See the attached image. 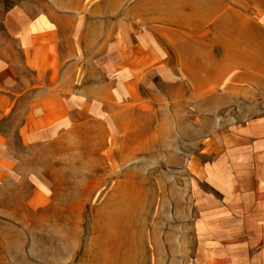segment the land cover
Returning <instances> with one entry per match:
<instances>
[{
  "label": "crops",
  "instance_id": "1",
  "mask_svg": "<svg viewBox=\"0 0 264 264\" xmlns=\"http://www.w3.org/2000/svg\"><path fill=\"white\" fill-rule=\"evenodd\" d=\"M110 2L49 0L33 15L0 3V189L20 178L28 147L115 126L132 157L147 152L177 187L170 214L177 206L197 252L213 264H264V137L227 145L218 118L198 113L220 89L234 93L230 47L251 40L228 35L258 18L228 0Z\"/></svg>",
  "mask_w": 264,
  "mask_h": 264
},
{
  "label": "rangeland",
  "instance_id": "2",
  "mask_svg": "<svg viewBox=\"0 0 264 264\" xmlns=\"http://www.w3.org/2000/svg\"><path fill=\"white\" fill-rule=\"evenodd\" d=\"M53 1L61 8L89 9L104 0ZM140 1L123 0V5ZM228 1L255 15L259 24L249 32L236 27L228 35L236 43L251 40L230 47L235 72L226 84L234 93L220 89L198 113L218 118L226 144L232 145L264 137V0ZM0 3L33 15L45 11L49 0ZM124 16L131 23L130 14ZM121 139L115 126L90 125L26 149L20 178L4 181L0 189V264H204V257L213 264L197 252L193 233L181 229L185 223L177 206L176 216L170 214L177 187L173 192L168 180L164 184L161 168L152 158L147 163V152L131 156L130 135Z\"/></svg>",
  "mask_w": 264,
  "mask_h": 264
}]
</instances>
